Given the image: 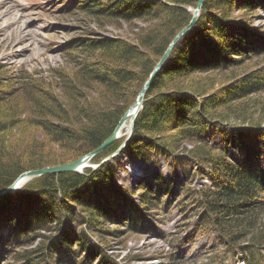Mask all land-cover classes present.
<instances>
[{
    "label": "trees",
    "instance_id": "16d2710c",
    "mask_svg": "<svg viewBox=\"0 0 264 264\" xmlns=\"http://www.w3.org/2000/svg\"><path fill=\"white\" fill-rule=\"evenodd\" d=\"M72 1L61 14L81 15L99 27L132 21L154 26L140 30L135 42L100 37L90 30L79 33L58 50L73 71L53 69L50 83L36 77L37 71L25 72L13 79L10 88L0 87V109L6 107L0 114V192L23 173L64 165L96 150L129 106L112 110L108 101L123 103L130 84H145L174 37L189 24L192 15L186 8H194L198 0ZM236 3L204 0L182 49L173 51L148 88L134 120L131 141L137 140L127 148L136 155L145 148L166 159L184 153L200 175L204 174L202 166L210 167L211 185L198 191L200 223L211 226L219 241L234 254L238 250L245 256L246 264H260L264 259L260 249L264 247V170L259 168L258 156L249 153L243 169L228 161L227 152L211 146L204 137L212 123L229 121L245 126L235 127V134H241V130L264 133V99L252 98L264 93V34L230 21ZM261 3L264 0H241L237 9L258 10ZM205 32L208 35L203 36ZM258 66L260 69L255 70ZM192 75L204 76L188 78ZM89 90L99 91L97 102L88 101ZM25 100L30 103L27 123L39 128L47 140L23 141V146L15 148L19 152L15 155L2 134L23 122L19 118L21 108L15 103ZM122 141L111 143L91 164H100ZM51 146L72 153L74 158L49 161L46 153ZM143 189L139 205L131 202L117 186L107 164L96 170L85 169L83 174L39 176L0 199V229L8 230L6 242L14 244L9 252L11 260L46 264L44 260L49 261L55 253L62 262L64 256L58 248L64 246V253L76 263V253L87 249L88 240L83 233L63 225L80 220L97 234L118 235V229L104 230L100 222L118 223L123 207L131 217L140 215L141 206H156L159 197L154 185ZM141 219L133 226H138ZM96 251L93 247L90 256ZM174 254L170 261L179 263L181 258ZM98 255V264H118L102 252ZM90 259L86 257V264Z\"/></svg>",
    "mask_w": 264,
    "mask_h": 264
},
{
    "label": "rangeland",
    "instance_id": "374dc122",
    "mask_svg": "<svg viewBox=\"0 0 264 264\" xmlns=\"http://www.w3.org/2000/svg\"><path fill=\"white\" fill-rule=\"evenodd\" d=\"M240 1L237 0L235 6L231 8L230 21L234 24L237 23L238 26L240 24L247 25L251 30H258L259 35H263L264 3H261L258 10L245 11L237 9ZM69 4L70 0H7V2L0 0V87L3 85L9 87L13 79H17V76L25 74V72L35 73L37 71L39 73L36 77H42L50 83L53 69L73 71L71 64L59 56L58 50L64 42L79 33L90 30L100 37L135 42L140 30L150 29L154 26V24H146L142 21H132L131 23L113 22L111 25L99 27L96 22L81 15L66 16L61 14L67 10L64 9V6ZM195 7L186 8V10L192 15L191 11ZM189 9L191 10L188 11ZM201 11L202 6L199 15ZM204 24L208 29L209 23L205 21ZM194 27L195 25L181 36L172 48L170 56L174 50L182 49L185 37ZM206 35L208 34L205 32L203 36ZM260 67H256L255 70ZM203 76L192 75L188 78L193 77L198 80ZM52 85L53 83L50 86ZM143 85L130 84L123 103L122 101H115V103L108 101V105L113 107L112 110L116 106L127 107L129 105L128 110L135 103ZM7 87H3V89ZM54 87V90L59 91L58 86ZM86 93L88 101L97 102L99 100V91L89 90ZM59 95H61L60 91ZM257 96L264 99V93L252 96V98ZM15 105H18L22 112L24 111L19 117L23 122L2 136L12 147L10 153L16 155L19 152L15 148L23 146L21 145L23 141L43 142L47 139L39 128L27 123L30 118V103L25 100L15 103ZM5 108L0 109L2 110L0 114L6 111ZM237 126L245 127L233 121L223 124L212 123L205 135L206 140L217 149L227 150L228 161L242 167H245L247 155L254 153L255 156H258L257 163L260 169L263 170L264 134L258 135L246 130H241V134H235L234 130ZM119 139L123 140L122 143L127 140L128 142L126 145L122 144L113 155L103 159L100 164H91L90 166L96 170L101 165H109L114 173L117 186L124 192L133 193L131 198L135 203L139 202L140 194L144 192L143 188L148 184H153L159 197L156 206H141L139 216L127 218L124 217L127 216V209L123 207L121 213L124 216L117 220L118 223L109 225L100 222L104 230L118 229V235L104 232L97 234L85 225H81L80 220L64 224L63 227L66 226L71 231H77L86 236L87 249L84 252L79 250L76 253L78 258L75 263L64 253L67 248L61 246L58 250L63 254L64 261L60 262L58 255L54 253L55 256L52 259L44 260V262L46 264H86V257H91L90 264H98L101 259L98 254L102 252L117 261L118 264H173L170 261V255L173 253L181 258L179 263L174 264H243L241 262L243 256L239 254L238 250L235 251V256H232V250L219 243L216 231L211 226L205 227L198 219V191L203 186L211 185L210 167L202 166L200 169H204V174L200 175L197 166L184 153L178 158L165 159L155 152H149L142 148L141 154L136 155L128 150L127 145L130 142L133 144L137 139L131 141L128 131H123ZM13 148L14 152H12ZM71 154L68 151L58 150L54 146H51L46 153L49 156V161L52 162L72 160L74 157ZM155 177L159 180L155 181ZM36 178L38 177L28 178L18 190ZM117 216L119 217L118 214ZM139 217H142L141 223L138 226H133L132 223ZM7 236L8 230L0 229V264H20L13 262L8 255L10 249L14 248V244L6 242ZM179 243L180 247L177 249ZM93 247H96L97 251L90 256ZM260 249L264 250V247Z\"/></svg>",
    "mask_w": 264,
    "mask_h": 264
},
{
    "label": "water",
    "instance_id": "95a60500",
    "mask_svg": "<svg viewBox=\"0 0 264 264\" xmlns=\"http://www.w3.org/2000/svg\"><path fill=\"white\" fill-rule=\"evenodd\" d=\"M204 0H198L196 7L192 12V17L189 22V24L182 29L177 36L174 38V40L171 42V44L168 46L167 50L161 57L160 61L154 68V70L151 72L149 75L147 81L141 88L137 99L133 105L129 107V109L125 112V114L122 116L120 119L119 123L115 127L114 131L109 135L102 143L101 145L91 153L77 159L76 161L69 162L64 165H59V166H53V167H47V168H42L40 170H34V171H28L26 173L21 174L19 177H17L14 182L7 187L5 190L0 192V199L7 197L9 195H12L19 187H21L22 183L25 182L28 178H33V177H39L42 175H47V174H60V173H66V172H77L80 173L81 170L78 169L79 167L82 166L83 169L89 168V163L90 161L99 153H101L107 146H109L111 143L115 142L120 138L119 136V131L123 128L125 122L127 120H130V131H129V137L132 135L133 132V125H134V120L136 118V115L138 114L139 110L141 109L143 99L145 97V94L150 87L153 79L156 77L157 72L159 69L162 67L164 62L167 60V58L170 56L172 48L175 46V44L178 42V40L181 38V36L188 31L191 27L195 25L196 19L199 15V11L201 9V6L203 5ZM189 9L188 11H190ZM128 140L124 143L126 144Z\"/></svg>",
    "mask_w": 264,
    "mask_h": 264
},
{
    "label": "bare ground",
    "instance_id": "6f19581e",
    "mask_svg": "<svg viewBox=\"0 0 264 264\" xmlns=\"http://www.w3.org/2000/svg\"><path fill=\"white\" fill-rule=\"evenodd\" d=\"M4 1L7 2V0H4ZM9 1H13V0H9ZM9 24H10V23H9ZM9 24H6V25H9ZM157 73H158V72H157ZM130 128H131L130 120H127V121L125 122L123 128L121 129V131H119V136L122 134L123 131H128V132H129ZM78 169H80L81 172H83V168H82V166L79 167Z\"/></svg>",
    "mask_w": 264,
    "mask_h": 264
}]
</instances>
